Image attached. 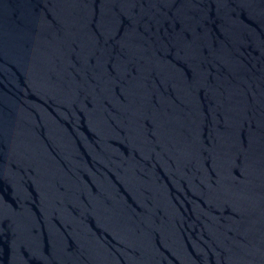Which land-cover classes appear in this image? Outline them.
<instances>
[{
  "label": "water",
  "instance_id": "95a60500",
  "mask_svg": "<svg viewBox=\"0 0 264 264\" xmlns=\"http://www.w3.org/2000/svg\"><path fill=\"white\" fill-rule=\"evenodd\" d=\"M0 264H264V0H0Z\"/></svg>",
  "mask_w": 264,
  "mask_h": 264
}]
</instances>
